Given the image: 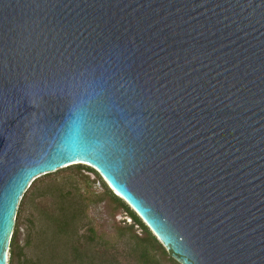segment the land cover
Returning a JSON list of instances; mask_svg holds the SVG:
<instances>
[{
  "label": "water",
  "instance_id": "water-1",
  "mask_svg": "<svg viewBox=\"0 0 264 264\" xmlns=\"http://www.w3.org/2000/svg\"><path fill=\"white\" fill-rule=\"evenodd\" d=\"M77 165L178 264H264V0H0V264Z\"/></svg>",
  "mask_w": 264,
  "mask_h": 264
},
{
  "label": "trees",
  "instance_id": "trees-1",
  "mask_svg": "<svg viewBox=\"0 0 264 264\" xmlns=\"http://www.w3.org/2000/svg\"><path fill=\"white\" fill-rule=\"evenodd\" d=\"M106 204L115 206L113 212L123 209L133 225L116 223V231L106 234L105 224L91 216L94 207ZM27 210L30 227L22 248L21 219ZM16 221L8 264H16L21 256L22 264H178L99 174L86 166L36 179L20 202Z\"/></svg>",
  "mask_w": 264,
  "mask_h": 264
},
{
  "label": "rangeland",
  "instance_id": "rangeland-1",
  "mask_svg": "<svg viewBox=\"0 0 264 264\" xmlns=\"http://www.w3.org/2000/svg\"><path fill=\"white\" fill-rule=\"evenodd\" d=\"M91 177L94 178L93 175H91ZM114 210H115V206L113 207V206L106 204V207L101 205L98 207H94L91 211L92 218L93 217L97 218L98 221L101 222L102 225L105 224V226H103V227H104V230L106 231V234H111V233H114L113 231H116V228H117L116 223H119V225L121 224L122 226L124 225L123 223H128L129 225H133L132 219L128 217V215L126 214V212L123 209L118 208L116 210V212H113ZM18 212H19V210H18ZM30 212L31 211H29V210L24 212L22 219H21V228H20L21 241L20 242H21L22 248H24V246H25V241L27 238V232H28L29 227H30V223H29L30 219H31V217H30L31 213ZM23 251H22L21 255L24 254ZM23 259H24L23 256H21V258L19 260L17 259L16 264H22Z\"/></svg>",
  "mask_w": 264,
  "mask_h": 264
}]
</instances>
